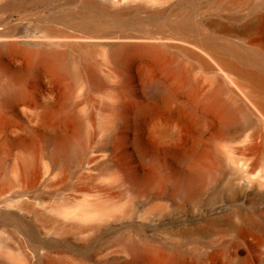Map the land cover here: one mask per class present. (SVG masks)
Wrapping results in <instances>:
<instances>
[{"label": "rangeland", "instance_id": "1", "mask_svg": "<svg viewBox=\"0 0 264 264\" xmlns=\"http://www.w3.org/2000/svg\"><path fill=\"white\" fill-rule=\"evenodd\" d=\"M125 1L142 10L124 22L114 19L116 9H109L107 0H44L0 12V31L20 30L0 44L62 53L68 67L64 74H52L36 70L24 56L13 58L6 50L0 55V89L26 92L25 102L0 111V264H80L85 257H111L118 241L139 237L182 252L236 250L242 259L264 264V179L259 178L264 157L247 161L246 144L223 147L217 135L195 121L187 106L192 103L188 87L210 75L166 47L185 44L168 37L187 20L242 25L250 13L264 8V0H251L243 11L216 10L221 0ZM88 2H96L100 14L106 11L102 19L114 27L113 37L125 40L74 36L101 17L95 8H86ZM182 2L176 13L149 14L152 8ZM234 17L241 19L235 22ZM120 42L158 45L166 57L124 56L116 62L111 55ZM169 57L175 61L169 63ZM91 65L104 82L101 88L89 79ZM146 65L175 89L174 100L160 103L147 94ZM176 65L192 70L186 87L175 80ZM117 94L124 96L121 106ZM41 103H50L51 110L46 113ZM203 109L199 104V113ZM158 121L170 124L172 132L181 129V142L157 141L153 130ZM67 141L71 146L65 147ZM182 155L207 159L212 167L200 181L190 182ZM101 213L112 222L104 232L96 229ZM195 228L209 234L170 235L174 229Z\"/></svg>", "mask_w": 264, "mask_h": 264}, {"label": "bare ground", "instance_id": "2", "mask_svg": "<svg viewBox=\"0 0 264 264\" xmlns=\"http://www.w3.org/2000/svg\"><path fill=\"white\" fill-rule=\"evenodd\" d=\"M41 1L44 0H6L0 5V12L24 8L27 5L36 6ZM122 2L107 0L108 8L116 9L113 13L116 21L124 22L125 17L130 13H138L142 10L141 6L131 7L124 5L129 2L125 0ZM184 3L182 2L174 8H152L149 10V14L170 15L178 12ZM84 5L87 9L95 8L93 9L95 11L99 8L96 6V2H88ZM250 5L251 0H221L216 3L215 8L216 10L228 11L240 8L243 11L248 9ZM101 13H106V11L101 10ZM102 14L99 13L101 17H98L97 23L83 25L82 33L74 36L80 40L103 38H111V40L123 38L125 40L124 37H113L116 33L113 31L114 27L102 19ZM232 19L239 22L241 17ZM19 33L20 30L15 27L7 28L0 31V41L13 39ZM168 38L183 40L185 44H168L166 47L194 60L206 74L210 75L208 80H199L188 87L192 103H187V106H189L195 121L206 132L217 135L218 144L223 147H229L233 142L242 141L246 144L245 159L248 161L256 157L258 161L261 160L264 157V8L259 12L250 13L247 22L242 25L225 24L219 19L187 20L184 26L173 28ZM5 50L13 58L23 56L28 58L35 63L34 68L38 71V68H44L52 74H64L68 70L65 56L62 53L46 50H24L19 47V44L13 42L5 45L0 44V55ZM111 56L116 62L124 56L128 58L137 56L145 59L166 57L158 45L126 42L113 45ZM168 59L169 63L175 61L174 57ZM173 71L175 80L179 85L186 87L191 83L192 70L190 68L176 65L173 66ZM87 74L95 88L102 87L104 82L95 66H89ZM142 77L145 80V87L149 96H154L160 103L166 104L175 99V89L161 81L151 66L146 65L143 68ZM25 95L26 92L23 90L7 91L0 89V111L16 108L20 104L17 105L15 102L21 100L25 102ZM115 98L120 106L125 100L122 94H117ZM199 104L203 106L204 113H199ZM41 105L46 113L52 108L50 103H41ZM153 132L157 141L170 138V142L178 144L182 140L183 131L180 129L172 132L171 125L164 121L156 122ZM70 143L67 141L65 147ZM180 160L189 165L185 175L190 179V182L200 181L212 167L207 159H199L195 155H182ZM257 166L258 162L252 165L250 173H253ZM259 178L264 179V174L259 175ZM101 215L100 223L96 229L104 232L105 228L112 225V222L106 219L105 213ZM171 233L182 237H204L209 234V231L205 228L181 229L180 231L174 229L170 232V235H173ZM112 248L115 250L110 253L111 257H85L80 264H254L242 259L236 250L232 253L221 247H211L197 253L182 252L176 249L174 245L147 243L143 237L122 239ZM53 264L58 263L54 262Z\"/></svg>", "mask_w": 264, "mask_h": 264}]
</instances>
